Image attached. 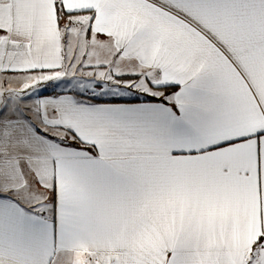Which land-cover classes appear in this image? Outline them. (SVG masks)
Returning a JSON list of instances; mask_svg holds the SVG:
<instances>
[{"label": "snow or ice", "instance_id": "obj_1", "mask_svg": "<svg viewBox=\"0 0 264 264\" xmlns=\"http://www.w3.org/2000/svg\"><path fill=\"white\" fill-rule=\"evenodd\" d=\"M0 264H264V0H0Z\"/></svg>", "mask_w": 264, "mask_h": 264}]
</instances>
